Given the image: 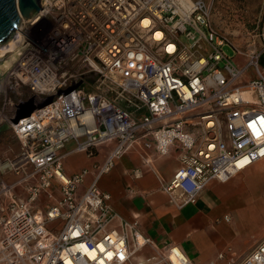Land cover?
<instances>
[{
	"label": "built area",
	"instance_id": "built-area-1",
	"mask_svg": "<svg viewBox=\"0 0 264 264\" xmlns=\"http://www.w3.org/2000/svg\"><path fill=\"white\" fill-rule=\"evenodd\" d=\"M208 15L205 0H43L42 9L21 22L5 81L16 96L21 88L29 92L11 104L7 118L20 148L7 166L21 168L23 177L0 180V194L9 196L0 204V264L154 258L138 260L150 238L138 221L121 218L98 186L116 159L136 147L143 163L149 151L163 156L176 149L178 165L160 188L177 209L194 203L211 181L264 157V46H231L245 60L239 67L224 54L229 43ZM29 98L35 108L13 122ZM70 139L88 156L106 148L103 161L66 175L60 150ZM20 182L25 196L14 192ZM43 195L48 206L36 208ZM160 249L167 264H192L174 244ZM227 259L264 264V237L238 261Z\"/></svg>",
	"mask_w": 264,
	"mask_h": 264
},
{
	"label": "crops",
	"instance_id": "crops-1",
	"mask_svg": "<svg viewBox=\"0 0 264 264\" xmlns=\"http://www.w3.org/2000/svg\"><path fill=\"white\" fill-rule=\"evenodd\" d=\"M3 126H0V180L11 184L22 178L23 173L18 179V176L7 170L9 161L19 151V144L18 141L12 140ZM75 144V140L70 139L60 150L66 175H72L103 161L106 148H100L95 155L88 156L84 152L75 151ZM139 148L136 147L116 159L110 171L101 175L98 186L110 194L115 212L123 219L138 221L141 233L150 238L151 243L141 248V255L148 254L154 247L170 243L178 246L192 264H235L228 261V256L232 255L233 260L238 261L264 237L263 226L244 247L230 250L229 227L222 218L223 214H228L232 209L233 204L240 201L241 192L229 184L232 176L248 167L224 181H211L194 203L177 209L168 202L167 193L160 188L169 181L178 165L176 149L171 146L163 156L154 155L149 151V162L143 163ZM135 168L139 169L137 176L133 174ZM251 169L253 172L263 170L264 162L257 163L256 167ZM89 180L90 176H87L81 189L85 188ZM34 181V177L29 179L31 183ZM14 192L25 196V184L20 182L15 186ZM42 197L45 196H41L36 202V208L48 206L49 201L46 197L45 201H41ZM8 199V195L0 194V204H4ZM220 252L223 253V258L217 257Z\"/></svg>",
	"mask_w": 264,
	"mask_h": 264
},
{
	"label": "rangeland",
	"instance_id": "rangeland-1",
	"mask_svg": "<svg viewBox=\"0 0 264 264\" xmlns=\"http://www.w3.org/2000/svg\"><path fill=\"white\" fill-rule=\"evenodd\" d=\"M205 1L209 4V23L217 33L227 39L229 45L226 44L222 50L228 57H233L232 61L234 64L236 63L239 67H242L245 64V60L236 57L231 46L239 51L263 50L264 0ZM12 55V52L4 56L0 54V126L4 125L3 127L7 129L12 140L18 141L12 129L7 126V118L13 113L11 104L27 97L29 92L26 88H21L19 90L21 96H16L9 89L10 83L5 81V71L12 62ZM259 65L260 68H264V51L260 56ZM251 72L252 69L247 68L246 76H251ZM4 95H6V99H4ZM260 162H264V158L232 176L233 178L229 182L236 190L241 192L240 201L233 204L232 209L228 211L229 220L226 221L229 227L228 241L230 243V250H237L244 247L251 241L253 235L264 226V169L258 172H253L251 169L256 167L257 163ZM7 170L13 175L18 176V179L22 173L21 168L18 172L9 167H7ZM25 171L31 172V167L29 165L26 166ZM44 199L45 197H42L41 201H45ZM138 254H140L138 255V260L142 261L146 258L154 257L143 262V264H167L160 246L150 249L148 254L141 255V250Z\"/></svg>",
	"mask_w": 264,
	"mask_h": 264
},
{
	"label": "water",
	"instance_id": "water-1",
	"mask_svg": "<svg viewBox=\"0 0 264 264\" xmlns=\"http://www.w3.org/2000/svg\"><path fill=\"white\" fill-rule=\"evenodd\" d=\"M42 4L43 0H0V43L8 41L23 20L30 19L42 9ZM34 108V100L29 98L18 106L12 121L29 116Z\"/></svg>",
	"mask_w": 264,
	"mask_h": 264
},
{
	"label": "bare ground",
	"instance_id": "bare-ground-1",
	"mask_svg": "<svg viewBox=\"0 0 264 264\" xmlns=\"http://www.w3.org/2000/svg\"><path fill=\"white\" fill-rule=\"evenodd\" d=\"M20 33H21V31H20V25H19L18 28L13 32V34H12L13 36H11L8 41H6L4 43H0V54H1V56H4L7 53L14 52L16 50V48L19 47V44L21 42V34ZM1 84H3V83H1Z\"/></svg>",
	"mask_w": 264,
	"mask_h": 264
}]
</instances>
